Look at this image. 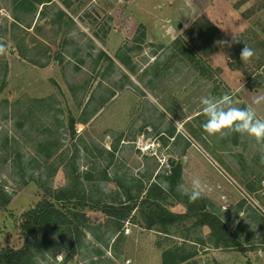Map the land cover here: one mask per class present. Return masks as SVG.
<instances>
[{"label": "rangeland", "instance_id": "374dc122", "mask_svg": "<svg viewBox=\"0 0 264 264\" xmlns=\"http://www.w3.org/2000/svg\"><path fill=\"white\" fill-rule=\"evenodd\" d=\"M42 1L0 0V250L22 246L21 214L73 185L82 245L37 264H163L170 249L188 256L179 264H264V140L208 134L199 103L227 94L264 119V0ZM171 162L204 192L165 195L182 218L164 233L146 228L144 198L158 177L169 189ZM133 206V219L111 216Z\"/></svg>", "mask_w": 264, "mask_h": 264}, {"label": "trees", "instance_id": "16d2710c", "mask_svg": "<svg viewBox=\"0 0 264 264\" xmlns=\"http://www.w3.org/2000/svg\"><path fill=\"white\" fill-rule=\"evenodd\" d=\"M35 3L44 4L42 0H35ZM228 67L231 70H237L231 60L228 61ZM244 74L248 78L251 77L247 72ZM180 178L181 165L177 164L162 180L168 183L169 189L161 186V179L158 177L160 182L152 183L146 191L144 201L153 202L151 206L155 208L154 214L146 216L147 229H152L155 224H159L162 226V232L166 233L168 226L177 223L182 218L160 207V202L165 199V195L177 188ZM128 198L131 199V196L128 195ZM7 202L9 203V198ZM84 202V195H80V191L73 185L65 190L45 195L34 207L20 215L18 231L22 246L19 249L0 250V264H37L38 260L50 254L55 246H61L63 243L67 250L74 249L75 242L81 247V232L86 226L87 218L81 213H74L69 204L78 203L79 208H82ZM134 209L135 206L128 208L126 213L111 212V216L120 221H127L133 219L130 216ZM198 224L211 228L212 235L216 237V247L219 246L220 240H225V246H230L227 237L231 238L232 236L226 226L216 217L204 213L199 217ZM187 259L188 256L172 249L166 250L162 254L163 264H179Z\"/></svg>", "mask_w": 264, "mask_h": 264}, {"label": "clouds", "instance_id": "9594fccd", "mask_svg": "<svg viewBox=\"0 0 264 264\" xmlns=\"http://www.w3.org/2000/svg\"><path fill=\"white\" fill-rule=\"evenodd\" d=\"M253 50L244 46L240 53L241 60L252 57ZM264 97L257 98L254 103H260ZM201 113L205 116L202 128L210 135L229 130L246 135L256 140H264V119L257 117L252 107L240 108L234 106L229 95L220 97L202 96L199 100ZM177 191L190 201L201 198L204 185L198 177H194L188 184H178Z\"/></svg>", "mask_w": 264, "mask_h": 264}, {"label": "water", "instance_id": "95a60500", "mask_svg": "<svg viewBox=\"0 0 264 264\" xmlns=\"http://www.w3.org/2000/svg\"><path fill=\"white\" fill-rule=\"evenodd\" d=\"M181 13V12H180ZM179 28H181V25H179ZM175 162H171V163H169V165H170V167H174L175 166Z\"/></svg>", "mask_w": 264, "mask_h": 264}, {"label": "built area", "instance_id": "2783aa9c", "mask_svg": "<svg viewBox=\"0 0 264 264\" xmlns=\"http://www.w3.org/2000/svg\"><path fill=\"white\" fill-rule=\"evenodd\" d=\"M51 1L58 2V1H61V0H51Z\"/></svg>", "mask_w": 264, "mask_h": 264}]
</instances>
